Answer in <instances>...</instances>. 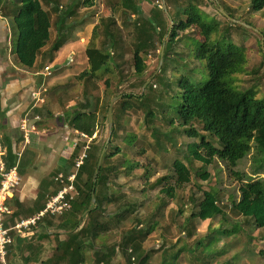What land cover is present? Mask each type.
<instances>
[{
  "label": "trees",
  "instance_id": "obj_1",
  "mask_svg": "<svg viewBox=\"0 0 264 264\" xmlns=\"http://www.w3.org/2000/svg\"><path fill=\"white\" fill-rule=\"evenodd\" d=\"M106 1L112 8L114 6L116 13H121V27L114 14L101 17L94 27L85 49L89 73L82 90V100L77 103L74 101V114L67 118L70 130L86 135L87 139H82L81 144L75 147L65 167L57 169L58 173L53 175L51 184L43 186L33 205L29 206L18 200L10 203L13 212L7 226L13 227L17 222L43 210L44 199L50 193L49 187L57 183L54 182L56 176L63 173L68 177L76 172V161L91 139L93 145L88 146L87 158L77 172L76 186L80 196L75 200L72 211L57 219L46 216L43 222L47 224V231L53 228L57 233L49 235L45 228L44 233L37 236L38 241L49 239L59 242L58 249L62 253L56 254L57 257L51 259V264L54 261L61 264H86V250L93 253L94 264H113L118 255H121L123 264H152L154 253L144 246V240L158 229L163 232L168 228L175 229V224L168 220L165 211V207L169 205L167 198L174 197L178 190L188 187L190 183L183 180V175L188 172L195 175L196 181L205 187L204 184H208L212 178L208 169L214 167L217 161L226 164L230 172L226 178L235 180L233 192L228 196L233 218L242 216L239 207L244 201H249L254 204L255 210L244 216L248 222L246 225L264 229V181L257 179L245 182L244 175L235 170L237 163L247 155L242 140H251L255 151L264 153V100H258L255 91L243 90L234 81L236 75L246 72L248 54L244 46L229 42L228 39L232 37L229 32L233 25L228 22L226 32L219 36V23L207 22L208 16L202 9L204 0H166L172 20L164 12L161 0H145L151 5L148 13L142 10V4L137 0ZM42 2L55 18L58 33L49 48L38 51L36 65L29 68L32 74L38 75L39 85L46 79L40 72L55 62L56 54L65 46L69 33L76 25L89 22L88 13L81 12L87 0ZM222 6L231 17H235L236 11L226 5ZM26 11L28 7L23 0H0V15L10 31L13 55L17 53L18 39L21 36L18 19ZM248 11L249 14L262 13L264 16V0H251ZM223 20L226 21V18ZM33 22L38 29V14L34 15ZM171 22L173 29L170 32ZM244 22L251 25L246 20ZM128 47L135 55L159 58L157 67L150 76L139 78L138 73H126L122 70L128 64ZM163 49L164 63L159 69ZM116 56L117 60L114 59ZM112 59V69L109 72L119 76V85L131 80L133 82L115 103L112 137L96 177L107 139L98 144L94 136L99 123L108 115L112 100L120 95L118 91H113L101 98L90 93L89 84L92 83V75ZM179 68L187 71V74L180 73ZM197 68L198 74L194 73ZM259 75L264 79L263 73H257L254 80ZM152 77L153 81L142 92L143 86ZM63 87L65 85L53 84L48 87L47 92ZM69 93L64 88L59 95L58 100L63 107L69 103L65 99V96L69 97ZM135 112V125L143 123V132L137 130L135 125L124 124V120ZM36 115L42 118L48 115L53 117L54 112L46 107L35 110L32 117L35 118ZM119 141L123 145L118 144ZM163 151L175 155L174 165L167 174L151 182V172L156 173L160 164L156 162L155 155H162ZM7 153L9 159L13 154L12 148H7ZM123 155H126V161L118 162ZM132 156H149L152 165L142 168L139 162L132 161ZM232 161L236 163L232 165ZM138 172L148 190L165 187L167 192L160 198L157 208L150 214L147 213L146 217L142 216L141 208L139 209L141 197L131 196L125 191L128 181L137 178ZM20 173L23 174L21 171ZM216 177L217 181H221L218 173ZM124 178L126 180L122 182ZM57 185L58 188H55L52 195L60 190L58 183ZM206 187L207 192H203L202 197L193 190L190 191L191 210L187 217L192 221L211 217L219 219L222 224L217 232L208 234L204 241L199 242L200 246L208 250L202 260L229 253L228 243L224 240L240 231L239 224H234L224 210H212V201L218 203L222 200L220 189L211 185ZM94 190L96 203L93 204ZM123 200L128 203L120 204ZM112 205L117 206L115 211L110 209ZM225 206L228 207L227 204ZM87 211V217H84ZM208 212L211 213L206 216ZM159 216L165 224L156 221ZM130 219L132 227L126 229L124 222ZM55 220L58 221L57 224H50ZM110 221L114 224H110ZM83 223V229L76 232ZM109 231L119 233V238L107 246L98 245L102 235ZM160 237L163 238L164 235L161 234ZM221 242L222 245L219 244ZM162 247L161 251L164 250V253L160 264L183 263L184 249L169 250L165 244ZM8 248V259L11 261L18 257V264H32L39 252L37 246H27L24 243L19 246L12 244ZM261 258L264 264V255L261 254ZM189 260L191 264H204V261H198L195 257H189Z\"/></svg>",
  "mask_w": 264,
  "mask_h": 264
},
{
  "label": "rangeland",
  "instance_id": "obj_2",
  "mask_svg": "<svg viewBox=\"0 0 264 264\" xmlns=\"http://www.w3.org/2000/svg\"><path fill=\"white\" fill-rule=\"evenodd\" d=\"M137 1L142 4V10L148 13L151 9V5L145 0ZM204 1L205 5L202 6V9L208 16L207 22L209 24H213L215 22L219 23L218 35L220 36L225 33L226 27L230 23L233 26L230 28L229 33L232 37L228 39L229 42L246 48V52L248 54V65L246 67V72L238 74L234 77L236 85H240L243 90L251 89L255 91L256 98L258 100H264V79H261L259 75L257 77L258 79L254 80L255 74H264V16L261 15L262 13H248L251 6V0ZM23 2L28 7V11L24 12L18 19L21 36L18 39L17 53L15 55L12 54V40L9 36L8 42L6 40V42L2 41V44H0L2 46L1 48L3 50L5 49V52L0 54V67L1 64L8 62L10 68L6 65L4 67L5 71L14 70L18 73V75L14 76L15 83H11V79L6 78L4 75L0 76V85L7 86V84L11 83L13 86L15 84L20 86L25 79L28 82L30 80H36L38 83V77H36L37 75H33L29 71V68L36 65L38 61V51H44L49 48L58 33L57 27L54 24L55 18L50 15L48 8L43 4L42 0H23ZM222 5H226L231 10L233 9L236 11L235 17H231L223 9ZM222 11L229 15V17L224 15ZM81 12L88 13L89 22L85 25L80 24L75 26V29L71 31V34L69 33L65 46L56 55L58 62L51 64L49 70L47 72L45 71V73L48 74V76L45 77L48 84L45 82L46 79L44 80L45 87H50L52 84L65 85L63 89L66 88V90L70 91L69 97L65 96V99L69 101V103H77V101L82 100V90L87 74L89 73V69H87L86 64L87 60L85 57V49L90 41L92 31L98 24L99 19L101 17H109L114 14L120 27L122 22L121 13H116L114 6L112 8L107 4L106 0H87V3L81 9ZM35 14L40 16V26L38 29L34 27L33 21ZM223 18H226V21H224ZM244 20L251 25L246 24ZM242 28L245 30H242ZM0 32L1 35L4 33L7 35L8 27L6 22L4 23V26L2 25V28H0ZM126 51L128 64L123 67L122 70L124 72L138 73L140 74L139 78H146L154 72L159 62L158 57L135 55L129 47L126 48ZM114 59L117 60V56ZM112 64L113 59L105 63L103 68L98 73L92 75V83L89 84L90 93L92 92L93 95L104 98L110 92L118 91V95L121 96L123 92L128 90V85L132 83L133 80L120 86L118 82L119 76L110 74L109 72V70L112 69ZM11 67L13 69H11ZM198 70L199 68L195 69L194 73L198 74ZM179 72L183 75L187 74V71L182 70L181 68H179ZM174 75H176V73H174ZM153 78L154 77L147 82V87H149L148 85L151 84ZM51 82L53 83L49 85ZM144 86L142 88V92H144L147 88H144ZM140 90L141 89H137V91ZM23 92L24 91L20 93ZM46 94L48 95L47 97L52 98L54 105L51 104V106L53 105V108L51 109H53L54 114L61 110H65L58 100L60 94H56L55 91L47 92ZM76 103L75 107H73L74 111ZM115 103L113 105V110ZM136 116L137 113L135 112L131 117L124 120V124L135 125ZM41 121H43L42 117L38 120V122ZM139 123H142V121ZM142 124L135 125L137 130H140V132H143ZM109 129L110 126L107 115L99 123L96 135L94 136V139L98 144H102L103 141L109 137ZM147 138L148 137L145 138V141H147ZM81 142L82 139L77 137L75 134V138L68 140V145L71 144V147L75 148V144L79 145ZM118 144L123 145L121 141H119ZM242 144L246 146L247 155L237 163L235 170L244 175L245 182H252L257 179L264 181V153L255 151L252 141L249 139L242 140ZM90 145H93L91 139H89L87 143V146ZM131 158L132 161L139 162L142 168L152 165L150 164L151 160L149 156L144 158L132 156ZM155 158L156 162H159L160 164H158L159 169H157V171L155 170L156 173L151 172V182H155L158 177L167 174L172 169L175 155L171 154L169 151H163L162 155H155ZM125 161L126 155H123L118 162L124 163ZM235 163L236 161H232V165ZM208 170L211 172L212 178L208 184H204L205 187L196 181L195 175L192 176L191 173L188 172V174L183 175V180L190 183L188 187L183 190H178L174 197L169 196L167 198L169 205L165 207V211L167 213L168 220H171L172 223L175 224V229L168 228L165 232L158 229L157 232L151 234L150 237L144 240V246L150 250V252L154 253L151 260L152 264H160L164 253V250L161 251V248H163L162 246L164 244L169 250L175 248L184 249V259L181 264H191L189 257H195L198 261H204V264H263L261 254L264 255V229H255L253 225L248 226L246 225L248 223L247 219H244V216L254 213V204L249 201H244L239 207L242 216L233 218L231 206L228 202V196L233 192V183L235 180L231 181L230 177H228V179L226 178L227 175H230V172L226 164L221 161H217L215 166L210 167ZM217 173L221 181L216 180ZM139 176L140 173L138 172L137 178L134 177L128 181L125 191L131 196L141 197V203L138 205L139 209L141 208L140 212L142 216L146 217L147 213L150 214L157 208V203L159 204L161 200L160 198H163L167 192L165 187H159L157 190H148V187L144 185L143 179L140 180ZM125 180L126 179L124 178L122 182ZM206 185H211L213 187L216 186L223 194L222 200L218 203L212 201V210L217 212H222V210H224L234 224H239L240 231L232 237H226L227 239L224 240L228 243L227 248L229 253L202 260L208 250L205 249V247L200 246L199 242L204 241L208 234L217 232L221 228L222 224L219 219H212L211 217H206L202 220L194 219L193 221L187 217L191 210L190 191L193 190L196 195L202 197L203 192H207L205 190L207 188ZM123 203H128V201L123 200L120 202V204ZM226 204L228 207L225 206ZM116 207L117 206H112L110 209L115 211ZM143 207H145V209H143ZM261 211L262 209H260V212ZM210 213L211 212H208L206 216H209ZM156 221H159L160 224H165L161 216H159ZM110 224L114 223L110 221ZM124 226L126 229L132 227V219L125 221ZM161 234L164 235L163 238L160 237ZM103 241V245L108 243V236H104ZM219 244L222 245V242ZM219 248H221V246ZM90 252L91 251L87 250L86 253L89 254ZM122 262L123 260L121 255H118L113 261V264H123ZM54 264L59 263L54 262ZM86 264H90V262L87 261Z\"/></svg>",
  "mask_w": 264,
  "mask_h": 264
},
{
  "label": "crops",
  "instance_id": "obj_3",
  "mask_svg": "<svg viewBox=\"0 0 264 264\" xmlns=\"http://www.w3.org/2000/svg\"><path fill=\"white\" fill-rule=\"evenodd\" d=\"M4 23L5 21L0 15V28H2V25L4 26ZM8 36L10 37L9 29L7 35L6 33L1 35L0 32V44H2V41L6 42L7 40L8 42ZM1 47L2 46L0 45V54L5 52V49L3 50ZM57 62L58 59L55 57L54 63ZM6 65L9 67L8 62L1 64L0 76L4 75L6 78L11 79V83H15L14 76H17L18 73L14 70L6 72L4 69ZM50 66L51 65L47 66L42 72H40V75L47 77L48 74L45 73V71ZM11 69L13 68L11 67ZM36 77H38V75ZM45 82L48 84L47 80ZM11 83L7 84V86L0 85V106L2 111L0 113V128L6 148H12L13 151L12 156L9 158L10 163H14L15 165L13 166H17L18 168L20 167L19 169L23 173L22 175H24L26 184L28 185V191L24 194L18 193L15 196V200L12 202L18 200L19 202L30 206L36 202L39 191L43 189V186L48 183L51 184L53 181L52 179H54L53 175L58 173L57 169L65 167L69 157L74 151L71 144L68 145V140L75 138V134L77 137L79 136L77 132H72L70 130L67 118L74 114L73 107H75V103H67L64 106V111L61 110L55 113L53 117H49V115L47 117H43V121L38 122L37 118L40 120L41 117L39 115H36L35 118L32 117L33 112L41 108L46 109V107L51 109L54 105L52 98L47 97L48 95L46 93L48 87H45L44 80L42 85H39V82L37 83L36 80H30L28 82L26 79L20 86L17 84L13 86ZM52 83L53 82L49 85ZM22 91L24 92L20 93ZM55 92L56 94H60L63 92V88H59ZM51 104L53 105L51 106ZM52 111L53 109H51V112ZM24 122H27L28 129L26 131L30 132L29 134L22 130V124ZM55 185V187L53 185L49 187L50 193L47 197H45V201L49 196L54 194L53 192L55 191V188H58L57 183ZM112 206L110 208H112ZM86 213L84 214V217H87ZM57 222V220H55L54 223L51 221L50 224H57ZM83 225L84 223L76 232L81 231L83 229ZM46 227L47 224L43 222L41 227L35 228L34 231L27 232L19 238L20 241L16 240L15 242L16 246L24 243L27 246L38 247L37 251L39 250V252L35 255L32 264H41L44 262L51 264V259H55L54 257H57L56 254H59V252L60 254L62 253V251L58 249L59 242L57 240L47 239L38 241L37 236L39 233L43 232ZM56 233L57 231L53 228H51L48 232L49 235H54ZM60 234L65 235L66 233L60 232ZM104 236H108V243L105 245H103ZM118 238L119 233L109 231L102 235L98 245L107 246ZM86 252V263L89 261L90 264H94L93 253L90 252L87 254ZM54 262L58 263L57 261ZM15 263L18 264V262ZM59 264H61V262Z\"/></svg>",
  "mask_w": 264,
  "mask_h": 264
},
{
  "label": "built area",
  "instance_id": "obj_4",
  "mask_svg": "<svg viewBox=\"0 0 264 264\" xmlns=\"http://www.w3.org/2000/svg\"><path fill=\"white\" fill-rule=\"evenodd\" d=\"M49 70L46 69V72ZM46 92V91H44ZM37 96V95H35ZM39 120V118H37ZM28 129L27 122L22 124V130ZM27 134L30 132L26 131ZM79 138L87 139L86 135H80ZM0 128V264H15L18 257L8 259L9 246L15 244L24 234L34 231L44 220L46 216L58 218L73 209L75 200L80 196V191L76 186V176L78 170L82 167L84 160L87 158L85 147L84 152L77 159L75 168L76 172L70 176L59 173L54 182L60 186L57 194L49 196L45 201V207L34 216L27 217L17 222L13 227H8L7 222L12 215L10 203L15 200L18 193H26L28 185L24 175H22L17 166H10L7 148L4 144V138ZM77 147V144H75ZM75 149V148H74Z\"/></svg>",
  "mask_w": 264,
  "mask_h": 264
},
{
  "label": "water",
  "instance_id": "obj_5",
  "mask_svg": "<svg viewBox=\"0 0 264 264\" xmlns=\"http://www.w3.org/2000/svg\"><path fill=\"white\" fill-rule=\"evenodd\" d=\"M162 7H163V10L164 12L168 15L169 19L172 20V17L171 15L169 14L168 12V8H167V4H166V0H162ZM222 13L226 16L229 17V15H227L224 11H222ZM173 29V22H171V27H170V32L172 31ZM164 63V49L162 50L161 52V59H160V65H159V69L160 67L163 65ZM148 83L145 84L144 88L147 87ZM122 96H119V97H116L112 100L111 104H110V108H109V112H108V121H109V126H110V129H109V137L107 138V141H106V144L104 146V149L102 151V154L100 156V159H99V163H98V169H97V172H96V177H98V174L100 172V169L102 167V163H103V158H104V155L106 153V150H107V147L110 143V140H111V137H112V132H113V128H114V120H113V105L114 103L120 99ZM92 202L93 203H96V198H95V190L93 191L92 193ZM88 213V212H87ZM86 213V214H87Z\"/></svg>",
  "mask_w": 264,
  "mask_h": 264
}]
</instances>
